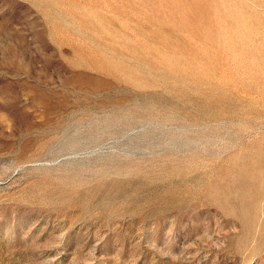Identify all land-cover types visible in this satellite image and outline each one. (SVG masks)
<instances>
[{"label":"rangeland","instance_id":"rangeland-1","mask_svg":"<svg viewBox=\"0 0 264 264\" xmlns=\"http://www.w3.org/2000/svg\"><path fill=\"white\" fill-rule=\"evenodd\" d=\"M0 264H264V0H0Z\"/></svg>","mask_w":264,"mask_h":264}]
</instances>
